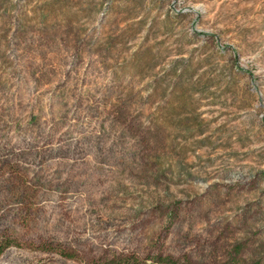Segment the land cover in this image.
Returning a JSON list of instances; mask_svg holds the SVG:
<instances>
[{"label": "rangeland", "instance_id": "obj_1", "mask_svg": "<svg viewBox=\"0 0 264 264\" xmlns=\"http://www.w3.org/2000/svg\"><path fill=\"white\" fill-rule=\"evenodd\" d=\"M0 264H264V0H0Z\"/></svg>", "mask_w": 264, "mask_h": 264}, {"label": "trees", "instance_id": "obj_2", "mask_svg": "<svg viewBox=\"0 0 264 264\" xmlns=\"http://www.w3.org/2000/svg\"><path fill=\"white\" fill-rule=\"evenodd\" d=\"M11 245L10 242L6 244L0 242V253L5 249V247ZM126 263L128 264H145L144 261H140L138 259L135 260H127ZM151 264H188L187 262H180L179 260L173 259L171 257H163L160 255L155 256V259Z\"/></svg>", "mask_w": 264, "mask_h": 264}]
</instances>
